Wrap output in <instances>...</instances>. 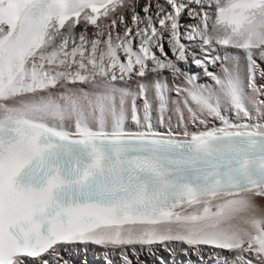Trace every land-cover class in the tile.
<instances>
[{
	"label": "snow or ice",
	"instance_id": "1",
	"mask_svg": "<svg viewBox=\"0 0 264 264\" xmlns=\"http://www.w3.org/2000/svg\"><path fill=\"white\" fill-rule=\"evenodd\" d=\"M260 200L264 0H0V264H264Z\"/></svg>",
	"mask_w": 264,
	"mask_h": 264
},
{
	"label": "bare ground",
	"instance_id": "2",
	"mask_svg": "<svg viewBox=\"0 0 264 264\" xmlns=\"http://www.w3.org/2000/svg\"><path fill=\"white\" fill-rule=\"evenodd\" d=\"M192 71L195 72V71H198V69H196L195 67L192 68ZM201 82H204L203 80ZM259 203L264 206V200H260ZM160 255H166V253H160ZM99 257H100V249L99 248H93L89 251L88 255H87V260L89 261V264H99ZM223 257H227L229 261L232 260V256L225 252V253H222V258ZM74 260H77L79 261L80 260V257L79 256H73L72 257ZM150 259L149 261H145L144 259ZM141 259L144 260L146 262V264H152V261H153V257L151 256H148V255H145V254H142L141 255ZM177 259H183L182 256H177ZM205 259L206 260H209L210 262L211 261H214L216 258L213 254L211 253H206L205 255Z\"/></svg>",
	"mask_w": 264,
	"mask_h": 264
},
{
	"label": "rangeland",
	"instance_id": "3",
	"mask_svg": "<svg viewBox=\"0 0 264 264\" xmlns=\"http://www.w3.org/2000/svg\"><path fill=\"white\" fill-rule=\"evenodd\" d=\"M144 260L147 262V261H149L150 259L147 260V259L145 258Z\"/></svg>",
	"mask_w": 264,
	"mask_h": 264
}]
</instances>
